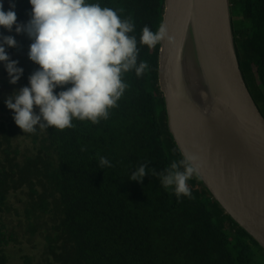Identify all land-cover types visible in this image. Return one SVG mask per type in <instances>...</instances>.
Wrapping results in <instances>:
<instances>
[{"label":"trees","instance_id":"16d2710c","mask_svg":"<svg viewBox=\"0 0 264 264\" xmlns=\"http://www.w3.org/2000/svg\"><path fill=\"white\" fill-rule=\"evenodd\" d=\"M14 3L17 22H27L28 0ZM100 3L131 16L137 40L144 26L155 31L161 24L164 0ZM230 3L231 14L239 11L232 16V28L240 69L264 116V0ZM3 4L8 10V0ZM6 33L0 27V34ZM139 47V59L149 69L139 78L134 72L125 74L129 88L109 119L99 124L74 121V128L62 131L43 129L34 158L15 163L7 157L8 169L0 167V210L9 191L24 185L28 220L40 219L52 208L56 223L47 238L59 264H264V249L223 211L197 176L188 182L192 197L177 199L147 171H163L181 153L168 130L158 85L159 45ZM17 130L19 126L10 124L4 142ZM100 156L111 167L98 168ZM146 161L143 179L130 180L129 170ZM4 243L0 228V264H8Z\"/></svg>","mask_w":264,"mask_h":264},{"label":"clouds","instance_id":"9594fccd","mask_svg":"<svg viewBox=\"0 0 264 264\" xmlns=\"http://www.w3.org/2000/svg\"><path fill=\"white\" fill-rule=\"evenodd\" d=\"M8 2L5 10L0 0V27L11 32L15 25L17 34H26L31 41L27 56L38 65L28 76L27 86L14 89L4 101L24 133L49 127L62 131L74 128V121L99 124L109 119L110 110L118 107L129 88L125 74L134 72L139 78L149 69L148 62L139 59V45L151 49L172 39L160 24L155 31L144 26L137 40L133 18L124 16L123 9L103 6L100 0H28L31 9L25 23L17 22L14 0ZM16 44L12 35L0 34V63L11 84L23 74L18 61L10 59L6 51V46ZM58 88L61 90L54 91ZM146 164L131 168L128 178L140 182ZM201 166L197 154L185 152L163 171H147L177 199L191 198L188 182ZM105 167H111V162L100 156L98 168Z\"/></svg>","mask_w":264,"mask_h":264},{"label":"water","instance_id":"95a60500","mask_svg":"<svg viewBox=\"0 0 264 264\" xmlns=\"http://www.w3.org/2000/svg\"><path fill=\"white\" fill-rule=\"evenodd\" d=\"M157 77L168 130L212 198L264 249V116L244 81L230 0H164ZM190 51V52H189ZM205 91L195 99L187 66Z\"/></svg>","mask_w":264,"mask_h":264},{"label":"rangeland","instance_id":"374dc122","mask_svg":"<svg viewBox=\"0 0 264 264\" xmlns=\"http://www.w3.org/2000/svg\"><path fill=\"white\" fill-rule=\"evenodd\" d=\"M237 11L235 9L232 16L237 14L236 17H238L239 11ZM5 35H12L16 39V46H6V51L9 58L17 60V66L23 68L20 79L16 84H11L3 63H0V167L5 166L8 169L7 157L13 159L15 163L35 157L43 142V129L38 128L33 134L24 133L22 130L18 133L17 130L16 135L8 143L4 142V131L9 128L10 124L15 123L12 110L6 107L4 101L14 89L27 86L28 76L37 68L27 56L30 43L25 34H17L15 30H12L7 31ZM34 110L37 109L34 108ZM2 148L4 152L1 151ZM39 191H41L40 188ZM28 202V189L24 185L20 189L9 191L0 210V228L6 237L3 251L8 264H59L52 255L47 238L53 235L52 226L56 223L52 208L41 213L40 219L28 220L25 215V206ZM261 257L258 258L259 262H262Z\"/></svg>","mask_w":264,"mask_h":264},{"label":"bare ground","instance_id":"6f19581e","mask_svg":"<svg viewBox=\"0 0 264 264\" xmlns=\"http://www.w3.org/2000/svg\"><path fill=\"white\" fill-rule=\"evenodd\" d=\"M190 52V51H189ZM187 75L189 79L190 87L194 90L195 99H202L205 96V91L202 90L200 86L199 79L194 71V68L191 64L187 66Z\"/></svg>","mask_w":264,"mask_h":264}]
</instances>
